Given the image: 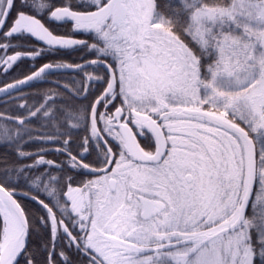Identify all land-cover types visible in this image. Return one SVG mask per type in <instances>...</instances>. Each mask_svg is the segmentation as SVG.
<instances>
[{
    "label": "snow or ice",
    "instance_id": "obj_1",
    "mask_svg": "<svg viewBox=\"0 0 264 264\" xmlns=\"http://www.w3.org/2000/svg\"><path fill=\"white\" fill-rule=\"evenodd\" d=\"M33 58L0 264H264V0H0V68Z\"/></svg>",
    "mask_w": 264,
    "mask_h": 264
},
{
    "label": "trees",
    "instance_id": "obj_2",
    "mask_svg": "<svg viewBox=\"0 0 264 264\" xmlns=\"http://www.w3.org/2000/svg\"><path fill=\"white\" fill-rule=\"evenodd\" d=\"M69 27V26H66L64 27L63 29H56V31L58 33H63L66 28ZM32 44H35L34 41H28V45L29 47L32 45ZM83 53V50H79L78 52H74V51H67V52H64L61 54V57L60 58H63L64 60L66 61H72V62H79L80 61V56L82 55ZM36 63L37 67L40 66L42 63H44L45 61L44 60H35V58L33 59H29L28 61V64H27V67L22 69V70H17V71H9L7 72V74L5 75L4 74V71L0 69V81L1 82H5L6 81H10V80H14V79H18V78H22L24 75H28L30 74V70L28 68V65L32 64V63ZM8 73H12V77H8ZM45 87H50V85H45ZM4 152V149L3 148H0V155H2Z\"/></svg>",
    "mask_w": 264,
    "mask_h": 264
},
{
    "label": "flooded vegetation",
    "instance_id": "obj_3",
    "mask_svg": "<svg viewBox=\"0 0 264 264\" xmlns=\"http://www.w3.org/2000/svg\"><path fill=\"white\" fill-rule=\"evenodd\" d=\"M66 26H70V25H60V24H53L52 25V27L53 28H55V29H63L64 27H66ZM73 38H77V39H88V36L86 35V34H79V35H77V36H75V37H73ZM35 42V41H34ZM25 43V47H29V45H28V41H26V42H24ZM36 43V42H35ZM40 46H43V45H37V47H40ZM82 50V49H81ZM79 51V50H78ZM78 51H74L75 53L76 52H78ZM9 55H11V54H13V53H8ZM82 55H85V52H84V50H83V53H82ZM81 55V56H82ZM80 56V57H81ZM85 58L87 59L88 57L85 55ZM28 61H29V59H23V60H21L20 61V63H18L17 65H16V67L15 68H13L12 70L14 71H17V70H22V69H24V68H26L27 67V64H28ZM79 62H81V61H79ZM78 62V63H79ZM39 67V66H38ZM1 70H3L4 72H5V68H0ZM67 75H72L71 73H68ZM8 77H12V73H8ZM23 78V77H22ZM15 80V79H14ZM14 80H10V81H6L5 80V82H1L0 81V86H3L4 84H7V83H11V82H13ZM45 85L46 84H44V85H40L41 87H45ZM34 239V242L35 243H38V241H39V237H34L33 238ZM38 259H42V257L41 256H39L38 255V257H37Z\"/></svg>",
    "mask_w": 264,
    "mask_h": 264
}]
</instances>
